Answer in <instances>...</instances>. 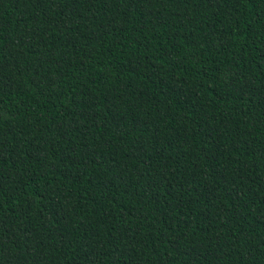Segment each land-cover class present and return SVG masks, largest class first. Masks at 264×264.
<instances>
[{
    "label": "trees",
    "instance_id": "obj_1",
    "mask_svg": "<svg viewBox=\"0 0 264 264\" xmlns=\"http://www.w3.org/2000/svg\"><path fill=\"white\" fill-rule=\"evenodd\" d=\"M0 264H264V0H0Z\"/></svg>",
    "mask_w": 264,
    "mask_h": 264
}]
</instances>
